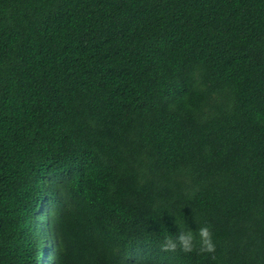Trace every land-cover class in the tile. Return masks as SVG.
<instances>
[{"label": "trees", "instance_id": "1", "mask_svg": "<svg viewBox=\"0 0 264 264\" xmlns=\"http://www.w3.org/2000/svg\"><path fill=\"white\" fill-rule=\"evenodd\" d=\"M0 264H264V0H0Z\"/></svg>", "mask_w": 264, "mask_h": 264}, {"label": "clouds", "instance_id": "2", "mask_svg": "<svg viewBox=\"0 0 264 264\" xmlns=\"http://www.w3.org/2000/svg\"><path fill=\"white\" fill-rule=\"evenodd\" d=\"M177 235L166 236L161 243V250L175 252L177 249L185 253L192 252L199 238V251L201 253H214L216 245L213 240V232L210 226H199L195 230L186 223L177 224Z\"/></svg>", "mask_w": 264, "mask_h": 264}]
</instances>
